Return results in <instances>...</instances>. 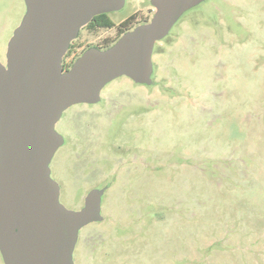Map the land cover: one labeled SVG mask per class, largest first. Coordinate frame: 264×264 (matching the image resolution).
I'll use <instances>...</instances> for the list:
<instances>
[{"label":"rangeland","instance_id":"rangeland-1","mask_svg":"<svg viewBox=\"0 0 264 264\" xmlns=\"http://www.w3.org/2000/svg\"><path fill=\"white\" fill-rule=\"evenodd\" d=\"M2 4L5 62L25 4ZM153 12L150 0H125L107 13L111 26L80 30L66 60ZM152 63L150 85L118 76L98 103L73 104L55 123L60 202L78 210L91 187L108 186L102 220L78 231L74 263L264 264V0L201 1L155 42ZM80 139L106 179L88 174L89 158L72 164ZM137 144L150 147L149 168Z\"/></svg>","mask_w":264,"mask_h":264},{"label":"water","instance_id":"water-1","mask_svg":"<svg viewBox=\"0 0 264 264\" xmlns=\"http://www.w3.org/2000/svg\"><path fill=\"white\" fill-rule=\"evenodd\" d=\"M26 11L0 61V253L4 264H74L78 231L102 219V189L73 210L59 200L49 162L62 144L55 123L69 106L95 103L125 75L152 82V52L189 8L203 0H150L152 17L110 46L86 48L63 70L62 58L95 15L125 0H24Z\"/></svg>","mask_w":264,"mask_h":264},{"label":"flooded vegetation","instance_id":"flooded-vegetation-1","mask_svg":"<svg viewBox=\"0 0 264 264\" xmlns=\"http://www.w3.org/2000/svg\"><path fill=\"white\" fill-rule=\"evenodd\" d=\"M24 1V0H23ZM0 2H3V4L2 5H5V3H6V0H0ZM24 4H25V1H24ZM25 11H26V5H25ZM0 31H6V30H8V29H10V27H12V23H11V21H10V19L8 18V15H7V5H5L3 8H0ZM23 17V16H22ZM22 17H21V20H22ZM20 20V21H21ZM19 25V24H18ZM18 25H16V27L18 26ZM15 27V28H16ZM84 27V26H83ZM82 27V28H83ZM81 28V29H82ZM80 29V30H81ZM15 30V29H14ZM80 30H79V32H80ZM72 48H73V40L70 42V44H69V47H68V49H67V51H66V53L64 54V56H63V58H62V66H63V70H67V69H69L70 68V66L72 65V63L74 62V60L81 54H79V55H77L76 57H71L70 59H68V60H66V57H67V55H68V53L72 50ZM5 62H6V60H5ZM5 62H2V63H4L5 64ZM133 81V80H132ZM135 82V81H134ZM147 85H150V84H147ZM118 96H119V94H118ZM101 100V96H100V99L97 101V102H95V103H98L99 101ZM85 104H94V103H85ZM127 104V106L129 105V103H126ZM143 104V101H140V99H139V101H138V105H142ZM63 137V136H62ZM63 143H64V137H63V142H62V144L61 145H63ZM60 145V146H61ZM74 145H75V149H74V151L72 152V154H70V160H71V162H72V164L74 165V163H76V162H80V161H84L85 160V158L86 159H88L89 158V162L87 161V163H88V168H89V175H91V176H94L95 177V180H96V177H97V173H102V179H106V169L104 168V166H100L99 168H97L96 167V165H95V162H94V160L92 159V153H91V146H90V143L88 142V144L86 145V147H87V149H88V151H89V153H87V154H85V153H83V152H81V148H82V145H83V143H82V139H80V141L78 140L77 142H75L74 141ZM59 146V147H60ZM58 147V148H59ZM57 148V149H58ZM57 149H56V151H57ZM56 151L54 152V154H53V156H52V158H51V160H50V162H49V169H50V177L52 178V180L53 181H55L57 184H58V186H59V182L57 181V178H56V174H55V172L53 171V157H54V155H55V153H56ZM135 151H136V153H137V155H136V157L137 158H139V155L140 154H142V153H144V160H145V154H147V162H146V160H145V162L144 163H146V166H147V168H149L150 167V164H149V160H150V151H151V149H150V147L148 146L147 147V149L144 147V146H140L139 144H137V145H135ZM145 151V152H144ZM139 153V154H138ZM83 155L85 156V157H83ZM142 156V155H141ZM136 158V159H137ZM142 158V157H141ZM102 159H106V153H101V160ZM86 161V160H85ZM92 171V172H91ZM92 173V174H91ZM100 177V178H101ZM91 189H102L103 191H102V194H101V198H102V196H103V194L108 190V186L107 185H101V186H93V187H91L89 190H88V192L91 190ZM86 197V196H85ZM84 201H85V198H84ZM84 205V202H83V204H82V206ZM102 220V219H101ZM101 220H99V221H101ZM95 222V221H94ZM0 256H1V260L3 261V258H2V255H1V253H0ZM3 264H4V261H3ZM75 264V263H74Z\"/></svg>","mask_w":264,"mask_h":264},{"label":"trees","instance_id":"trees-1","mask_svg":"<svg viewBox=\"0 0 264 264\" xmlns=\"http://www.w3.org/2000/svg\"><path fill=\"white\" fill-rule=\"evenodd\" d=\"M146 21V20H145ZM141 22V21H140ZM139 23V22H138ZM95 25V26H111L112 25V21L110 20V19H108V17H107V13H101V14H97V15H95L86 25ZM137 24V23H136ZM135 25H126L125 27H124V29L121 31V33L117 36V38L123 33V32H125L126 30H129V29H131L132 27H134ZM116 38V39H117ZM115 39V40H116ZM114 40V41H115ZM113 41V42H114ZM112 42V43H113ZM111 43V44H112ZM111 44H109V45H111ZM108 45V46H109ZM108 46H106V47H108ZM106 47H102V48H100V47H98V48H100V49H103V48H106Z\"/></svg>","mask_w":264,"mask_h":264}]
</instances>
